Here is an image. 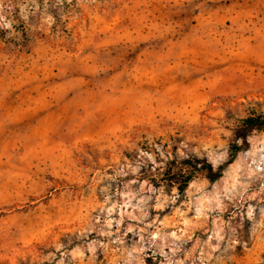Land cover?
I'll return each mask as SVG.
<instances>
[{
  "label": "rangeland",
  "instance_id": "374dc122",
  "mask_svg": "<svg viewBox=\"0 0 264 264\" xmlns=\"http://www.w3.org/2000/svg\"><path fill=\"white\" fill-rule=\"evenodd\" d=\"M257 114L264 0H0V264H264Z\"/></svg>",
  "mask_w": 264,
  "mask_h": 264
},
{
  "label": "trees",
  "instance_id": "16d2710c",
  "mask_svg": "<svg viewBox=\"0 0 264 264\" xmlns=\"http://www.w3.org/2000/svg\"><path fill=\"white\" fill-rule=\"evenodd\" d=\"M242 123H243V126L247 129L264 128V115L263 114H257V115L247 116L242 120ZM232 149H233V153H234L235 149H237V146H234ZM202 167L205 169V173H206V176L208 177V179L213 180L218 176L219 170L214 171L210 164L204 163ZM188 180H189V178L187 177L185 180V183Z\"/></svg>",
  "mask_w": 264,
  "mask_h": 264
}]
</instances>
